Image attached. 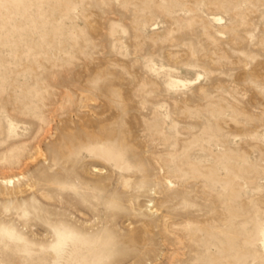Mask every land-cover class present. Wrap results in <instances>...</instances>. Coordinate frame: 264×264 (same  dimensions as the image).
Instances as JSON below:
<instances>
[{
    "label": "rangeland",
    "instance_id": "1",
    "mask_svg": "<svg viewBox=\"0 0 264 264\" xmlns=\"http://www.w3.org/2000/svg\"><path fill=\"white\" fill-rule=\"evenodd\" d=\"M0 264H264V0H0Z\"/></svg>",
    "mask_w": 264,
    "mask_h": 264
},
{
    "label": "bare ground",
    "instance_id": "2",
    "mask_svg": "<svg viewBox=\"0 0 264 264\" xmlns=\"http://www.w3.org/2000/svg\"><path fill=\"white\" fill-rule=\"evenodd\" d=\"M20 179H17V182H19ZM15 179L9 178V179H4L2 184L4 185V192L5 195H11L13 194L12 191L15 188Z\"/></svg>",
    "mask_w": 264,
    "mask_h": 264
}]
</instances>
